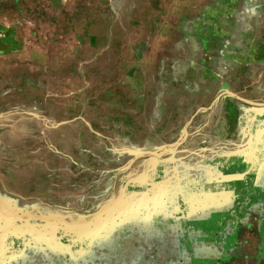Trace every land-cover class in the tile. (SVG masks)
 <instances>
[{
    "label": "rangeland",
    "instance_id": "obj_1",
    "mask_svg": "<svg viewBox=\"0 0 264 264\" xmlns=\"http://www.w3.org/2000/svg\"><path fill=\"white\" fill-rule=\"evenodd\" d=\"M0 264H264V0H0Z\"/></svg>",
    "mask_w": 264,
    "mask_h": 264
}]
</instances>
